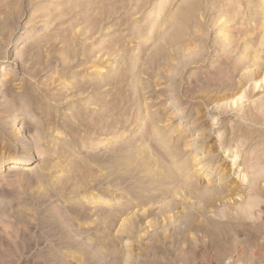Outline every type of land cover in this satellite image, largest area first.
Returning a JSON list of instances; mask_svg holds the SVG:
<instances>
[{
	"label": "rangeland",
	"instance_id": "1",
	"mask_svg": "<svg viewBox=\"0 0 264 264\" xmlns=\"http://www.w3.org/2000/svg\"><path fill=\"white\" fill-rule=\"evenodd\" d=\"M146 2L148 5L136 12L134 5L140 3L137 0H123L122 2L118 0H0V102L17 104L11 113L0 111V118L10 121V126L12 125L17 136L22 140L30 141L31 145L33 143L29 135L24 132V120H15V117L12 118L11 115L20 113L19 117H25L41 127L43 122L39 119L44 116V113L38 112L36 116L38 118L35 119L32 106H24L25 95L22 88L24 85L40 87L37 97L47 102L44 111L48 109L49 105L54 104V115L58 116L54 118L55 121L67 116V118H63L66 125L76 124L78 126L77 119L72 118L69 114L70 108L80 109L88 122L93 120L97 109L90 98L96 99L98 95L91 92L90 84L99 80L120 81L119 91L122 98L130 100L127 104L128 113L132 116L133 123L130 125L128 122L119 130L117 141H113L115 138H111L99 144L105 137L98 134V138H95L96 135L93 134L95 130L88 129L86 137L83 138L80 135L72 140L71 147L66 146L70 152L62 160L65 164H71L74 161L83 163L87 169V172L82 174L85 179L89 174L99 175L95 164L96 159L112 153L139 150L141 142L147 143L146 139L139 140L147 113L143 111L140 114L133 106L134 95L132 93L135 87L140 101L151 106L149 113L159 116L156 126L162 129L163 144L172 152L178 151L177 156L164 152L166 163L170 166L176 164L177 168L181 169L178 176L179 178L184 177L186 186H183L179 192L184 190L188 195L182 197V193L174 195L175 192L172 191L167 198H164L165 200L160 199L152 206L153 209H150L152 215L144 220L141 230L138 228L135 231V234L139 235L137 240L144 245L149 240H153L152 238L156 235H168V231L173 226L184 227L182 224L190 219L186 211H194L197 207L206 205L205 200L195 194L199 190L198 184H201L203 188L212 185L219 191L236 186L246 189L247 186L242 180L244 178L239 176L237 168L239 159L237 164L231 168L233 154L228 148L232 145L237 146L238 143L224 138L229 135L227 132L231 127L236 122H240L239 113L235 110V100L239 95L234 100L229 98L218 105L212 104L209 108L201 107L197 103L200 102L199 98L204 95L202 96L203 93L198 91H203V88L198 90V87L194 85L206 78L209 71H213L217 67L232 68L238 64L239 59H243V56L247 55L248 50H234L229 60L222 58L221 62L216 60L195 61L193 64L189 62L188 65H179L176 60H171L169 56H166L164 57L165 61L161 60L166 65L149 68L143 63L146 59L144 53H149L151 47L143 54L140 53L139 49L146 46L142 45L143 39L139 35L148 28V24L154 19L159 20L160 17L164 21L168 19L172 11L183 0H147ZM192 3L194 4L191 9L195 16V25L203 31L209 30L208 47H210V51L217 47L219 42V35L216 32L219 33L220 30L226 29V33L236 36L241 27L245 28V25L253 26L255 24L250 20L236 17L226 26L212 27L218 21L220 14L229 11L228 8L222 6L221 0H192ZM246 4V0H242V3L239 4V16L240 13H243V17H245L244 6ZM157 5L161 7L157 8ZM7 13H14L16 17L13 14L15 18L12 15L10 25L2 27ZM233 13L234 11L230 10V14L233 15ZM192 25L190 24L189 29H192ZM182 31L185 32L183 29ZM185 38L186 36H183V39ZM263 44L260 46V50L263 52L260 54L259 62L264 66ZM203 46L198 40L191 45L190 49H194L197 54H191L190 58L201 55ZM109 47L112 49L110 52H108ZM134 59L138 60V65L132 64ZM255 63L258 62L255 61ZM250 64L242 66L238 73L236 71L232 80L237 81L243 73L253 70L254 67ZM181 71L182 78L178 84L179 76L177 74ZM148 85L150 88H146ZM8 86H11L12 90L14 89L13 95H6ZM76 87H83L85 91L83 95L72 98V95H79L81 92L75 91ZM248 87L249 84L245 89ZM194 90L195 94L193 95ZM113 91L107 92V88H104L101 90V96H105L108 100ZM263 91V88L260 90L256 88L250 94L252 99L249 98V100H256L263 96ZM58 95H63V99L54 103L53 99ZM203 100H207V98L204 97ZM244 104L249 105V101H245L242 105ZM214 106L227 107V113L214 114L216 110H212ZM2 108L0 107V109ZM121 112L124 110L121 109ZM204 113L206 116H203ZM50 123L49 127L46 126L45 132L48 137L43 139L40 144L45 149L51 148V150L57 151L58 144L61 143L60 139L64 140L63 138L69 139L70 137L65 132V135L59 136L57 131H54L55 123ZM59 128L62 129V126ZM245 128L249 134L254 130V127L249 125H246ZM202 130L204 133L201 132ZM242 133L243 131L238 132L237 135H242ZM31 134L34 133L31 132ZM151 134L152 128L148 132V139ZM251 136L254 137V134ZM219 137L224 138V147L214 153L211 151V145L220 139ZM153 141L156 143V140ZM17 143L12 142L10 146L16 152H20L21 147ZM2 145L3 143H0V156L5 150ZM174 145H177L178 148L175 149ZM246 145L242 147V150L246 148ZM250 149L248 148L249 151L246 153H251ZM27 150L24 157L28 162L22 166L21 171L14 173L7 167L0 170V239L2 238L0 240V264H123L125 258H133L139 253V250L136 251L137 247L134 246L136 245V243L134 244L135 240L126 234L121 235L118 240L89 239L100 235L103 231V221H101L99 211L117 210L120 223L133 212L140 214V207L128 208L125 203L120 206L117 204L105 206L100 202L89 201L90 194H97L99 190L108 187L105 181L102 184L90 183L87 188L79 191L80 196L72 195L71 192H68L69 190L65 194L60 192L59 181L70 173H61L60 169H51V159L38 155L33 146ZM59 150L62 151V148ZM194 155L197 157H201L200 155L214 156V161L209 166L199 168V166L191 165L190 159ZM171 157H174L173 162ZM241 169L247 173L246 168L242 167ZM207 180L211 184L207 183ZM261 184L264 186L263 182ZM126 186L127 183H123L115 188L117 189L116 194L122 198L121 202H126L129 198L124 191ZM152 188L137 186L132 189H146L152 193ZM44 189L49 191L48 196L44 197ZM208 189H212V187ZM175 190L178 191L177 188ZM81 195H85L87 198L83 199ZM247 197L245 201L251 202L252 199ZM171 199L176 202L174 212L183 210L184 213L163 221L164 219L157 214V208L162 205V202H169L168 200ZM233 199L237 200V197L228 196L225 200L223 199V202L217 201L218 197H215L216 201L210 209H207L210 212H207L206 216L212 218L213 222L223 220L219 219V216L227 209L224 203L226 202L230 206ZM69 205L77 208L85 207V218L81 223L87 224L81 230L78 226L67 227L65 230L72 240H62L61 232L53 229L55 225L52 223L58 219L59 214L65 212V208ZM152 207L150 206V208ZM200 219L197 218L198 221ZM259 222L256 221V226L247 224L246 227L249 226L250 229L249 227L247 229L250 231L254 227H259L264 231V226ZM196 232L195 230L184 232L185 240H196V235L199 238L204 235L201 233L203 230L197 234ZM229 238V240H243L244 237L231 234ZM206 240L208 239L206 238ZM258 240L263 239L259 238ZM100 249H103L102 252ZM248 263H250L248 259L243 258L240 264Z\"/></svg>",
	"mask_w": 264,
	"mask_h": 264
},
{
	"label": "bare ground",
	"instance_id": "2",
	"mask_svg": "<svg viewBox=\"0 0 264 264\" xmlns=\"http://www.w3.org/2000/svg\"><path fill=\"white\" fill-rule=\"evenodd\" d=\"M118 1L122 2L123 0ZM138 1L140 3L134 5V11L136 12L148 5V2H146L147 0H137V2ZM240 2L242 3V0H221L222 6L227 7L229 11L220 14L218 21H216L212 27L226 26L236 17L243 20H250L255 24L253 26L245 25V28L241 27L236 36L226 33V29L220 30L219 33L216 32V34L219 35V42L218 45H216L217 47L211 51L210 47H208V42L210 41V35L208 34L209 30L203 31L199 26L195 25L196 20L191 9L194 7V4L192 0H183V2L172 11L168 19L164 21L160 17L159 20L154 19L149 23L150 25L148 24V28L144 29V32L139 35L140 38L143 39L142 45L146 46H142L139 52L143 54L151 47L149 53H144L146 59H144L143 64L149 68H156L160 65H166L161 62V60L165 61L164 57L166 56H169L171 60H176L179 65H188L189 62L193 64L195 61L206 62L209 60H216L221 62L222 58H226L224 60H229L234 50H248L247 55L243 56V59H239L238 64L232 66V68H227L225 66L217 67L213 71H209L206 78L198 82L197 85H194L198 87V90L203 88V91L197 90L203 93L202 96L204 95L199 98L200 102L197 103L201 105V107L205 106L209 108L212 104L218 105L223 101H227L229 98L234 100V98L239 95L238 99L236 98L235 100V110L239 113L240 122H236L227 132L229 135H226L224 138H228L231 142L235 141L238 143L237 146L232 145V147L229 146L228 148L233 154L231 168L237 164V160L239 159L237 168L239 169V176H242V178H244L242 180L247 184L246 189H242L241 186H236L234 188L230 187L219 191L212 185H207L203 188L201 184H198L199 190H197L195 194L198 197H202L206 205L197 207L194 211H186L190 219L184 223L182 222L184 227L175 225L176 227L173 226L171 228L172 230L170 229L168 231V235L161 233L162 235L154 236L152 238L153 240H149L145 245L144 243H140V241L137 240L139 239V235L135 234V231L138 228L141 230L144 220L152 215V211L150 210L153 209L152 206L159 202L160 199L167 198L172 191L175 192L174 195L182 193V197H185L188 193L184 190L181 193L179 192L182 190L183 186H186L183 179L184 177L179 178L178 176V172L180 173L181 169L177 168L176 164L171 165V167L170 164L166 163V157L164 155V152H166L169 154L173 153L177 156L178 151L175 150L172 152L163 144L162 129L156 126V123L159 121V116L155 113H149L151 106L140 101V96L137 94L136 87L133 89L134 91L132 93V95H134L133 106L140 114H142L143 111L147 113L144 129L139 140L146 139L147 143L144 144L141 142L139 150L112 153L111 155L100 157L102 159L104 158L103 160L100 158L96 159L95 164L97 165L99 175L92 176V174H89L86 179L82 175L84 172H87L83 163L74 161L71 164H65L62 160L70 152L66 149V146L71 147L72 140L80 137V135L83 136V138L86 137L88 135V129L92 131L95 130L93 133L96 135L95 138H98V134L99 136L105 137L100 141L99 144H101L103 141L111 138H115L113 141H117L116 138L118 137L119 130L123 128L126 123L130 122V125L133 123L134 120L130 113H128L127 104L130 100L122 98V94L119 91L120 81L99 80L90 84L91 92L94 95H98L96 99L90 98V100L93 101L92 104H95L97 109L95 110L94 117L92 116L93 120L88 122L85 120V114L80 109L75 110V108H70L69 114L72 118L77 119L76 122L78 126H76V124L66 125L63 118H67V116H63L59 121L57 119V121H55L54 118L58 116L56 117L54 115V104L51 103L52 105H49L48 109L44 111V106L47 102L37 97L40 87L38 88V85H24L22 87L25 95L23 99L24 106H32L34 111L33 117L35 119L38 118H36L38 112L44 113V116L39 119L43 122V126L35 125L25 117H19L20 113L18 115H11L12 118L15 117V120H24L23 129L33 140L31 145L30 141L22 140L21 137L17 136L15 129L12 125L10 126V121L5 120V118H0V143H3L2 147L5 149L0 156V170L7 167L14 173L21 171L22 166L28 162L25 160L24 154L27 153L26 151H28V148L33 146L38 155L46 156V159H51V169H60L61 173H70V175L64 176V178L59 181L58 189L60 192L65 194L66 191L69 190L68 192H71L72 195L80 196L81 193H79V191L87 188L90 183L98 182L102 184L105 181L108 187L99 190L97 194H90L88 197L89 201L100 202L105 206H112L115 204L120 206L125 203L128 208L140 207V214H138V212H133L130 215L128 214L129 217L121 220L120 223V218L118 216L119 212L117 210L114 209L111 212L107 210L99 211L101 221H103V231L100 235L93 236L89 239L118 240L123 234H126L129 238H133L135 240L134 244L136 243L134 246L137 247L136 251L139 250V253L134 255L133 258H125L123 264H240L243 258L248 259L250 262L248 264H264V231L259 227H254V229L250 231L247 229L249 226L246 227L247 224L256 226V221H260L259 223L264 226V186L261 184V182L264 183V94L256 100H251L252 98L250 95L256 88L258 90L261 88L264 89V66L259 62L261 60L260 54L263 52L260 50V46L264 43V0H246L247 4L245 6L243 5L245 7V17H243V13H240L241 17L239 16L238 11L240 8L239 4H241ZM156 7L158 8L161 6L157 5ZM230 10L234 11L233 15L230 14ZM13 14H5L6 18H3L5 21L2 27L8 26L12 21ZM190 24H193L192 29H189ZM182 29L185 30V32L182 31ZM183 36H186V38L183 39ZM197 40L204 45L202 53L196 58L194 56H192L194 58H190L191 54L196 53L194 49H190V46L195 44ZM197 47L199 46L197 45ZM110 50L112 49L109 47L108 52H110ZM186 52L187 54H184ZM255 61L258 63H255ZM137 63L138 60L136 59L132 61L133 65H138ZM248 63H251L250 66L254 67L253 70L243 73L237 81L232 80L234 73L236 71L238 73V70ZM66 66H69V64H66ZM183 67L185 68L186 66ZM177 75L179 76V80L177 81L179 84L182 78V71ZM248 84L249 87L245 89ZM149 86L150 85L146 88H150ZM104 88H107V92L114 90L108 100L105 96H101V90ZM13 90L11 86H8L6 95H13ZM75 91L81 92L79 95H72V98H76L81 94L83 95L85 90L83 87H78ZM194 94L195 90L193 95ZM62 96L58 95L57 98H54V103L61 101L63 99ZM204 97L207 98V100H203ZM249 98H251V101ZM245 101H249V105H242ZM16 105L17 104L2 101L0 102V107L3 108L0 109V111L11 113L15 110ZM121 109L124 110V112H121ZM214 109H216L214 114H226L228 110L227 107L223 108L218 106H214L212 110ZM203 116H206V113H204ZM50 122H53V124L55 123L56 126L54 125V131H57L59 136L67 133L66 135L70 137L69 139L63 138L64 140L60 139L61 143L58 144L60 147L58 146L57 151L51 150L50 145V149H45L40 144L43 139L48 137V134L45 135V132L46 126L49 127L51 125ZM246 125L254 127V130L251 131L252 133L249 134V132H246ZM59 126H62V129L59 128ZM150 128H152V134L148 139L147 136ZM241 131H243L242 135L238 136L237 133ZM31 132L34 134L32 135ZM201 132L204 133L203 130ZM252 134H254V137L251 136ZM206 137H208V135H206ZM219 138L220 139H217V141L211 145V151L214 153H217L219 149L224 147V138ZM153 140H156V143H154L155 141ZM12 142H18L20 144V152H16V150L10 146ZM244 145H246V148L242 150ZM82 146H84V144H82ZM174 147L175 149L178 148L177 145H174ZM60 148H62V151L59 150ZM248 148H251V153H246L249 151ZM200 156L201 157H197V155H194L190 159L192 161L191 165L203 168V166H209L214 161V156ZM171 158L173 162L174 157ZM242 167L247 169V173L241 169ZM123 183H127L124 191L129 198L126 202H121L122 198L116 194L117 189H115ZM207 183H210V181L207 180ZM137 186L146 188L153 187V192L150 193V191L146 189H132ZM175 187L178 191L175 190ZM211 187L212 189H208ZM44 190V197L45 195L48 196L49 191L47 189ZM247 194L249 195L248 197ZM228 196L231 198L232 196H236L237 200L233 199V203L230 206L225 202L224 206L227 209L219 216V219L223 220L213 222L212 218L206 216V213L210 212L207 211V209L212 207L213 203L216 201L215 197H218L217 201L223 202V199L225 200ZM246 197L251 198V202H246ZM81 198L86 199L87 197L81 195ZM168 201L169 202L165 203L162 202V205L157 208V214L164 219L163 221L167 218H174V216L180 215V213H184L183 210L174 212L176 207L175 200L171 199ZM68 202L67 200V203ZM150 206L152 208H150ZM85 213V207L77 208L69 205L65 208V212L59 214L58 219L53 221L52 224L55 225L53 229L61 232L62 240H72L65 229L67 227L74 228L78 226L80 228L79 230H81V228L87 224L81 223L85 218ZM170 214L172 215L170 216ZM197 218L201 219L198 221ZM150 224H152L151 221ZM191 230L197 232L203 230V232H201L204 234L201 236L202 239L196 235V240H185L184 232ZM231 234L243 236L244 238L243 240H229V235L231 237ZM206 238L208 240H206ZM259 238L263 240H258Z\"/></svg>",
	"mask_w": 264,
	"mask_h": 264
}]
</instances>
